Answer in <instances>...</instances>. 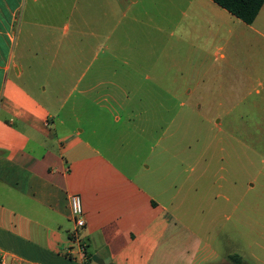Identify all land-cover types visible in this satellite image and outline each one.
<instances>
[{"label": "rangeland", "instance_id": "1", "mask_svg": "<svg viewBox=\"0 0 264 264\" xmlns=\"http://www.w3.org/2000/svg\"><path fill=\"white\" fill-rule=\"evenodd\" d=\"M183 2L38 0L30 16L57 36L65 27L70 38L128 30L148 44L153 34L189 30ZM251 45L239 44L236 63H177L181 72L162 78L153 63H77L71 50L70 63H33L26 83L57 133L74 128L93 143L117 144L119 155L107 154L132 176L146 167L148 179L137 182L162 192L217 253L206 263L231 264L227 257L237 255L264 264V48L254 53ZM218 66L222 73L212 75ZM91 80L94 90L81 95Z\"/></svg>", "mask_w": 264, "mask_h": 264}, {"label": "crops", "instance_id": "2", "mask_svg": "<svg viewBox=\"0 0 264 264\" xmlns=\"http://www.w3.org/2000/svg\"><path fill=\"white\" fill-rule=\"evenodd\" d=\"M37 2L0 0V259L6 264H208L217 253L163 202L162 192L137 182L148 179L149 170L126 172L107 154L119 155L113 142L93 143L74 128L57 133L34 83L32 89L26 82L33 63H70L71 50L77 63H153L161 78L177 73V63H236L232 58H238L241 42L252 43L254 53L264 48V3L247 25L211 0H185L181 22L189 30L153 34L143 44L145 37L128 30H78L70 38L65 27L57 36L30 16ZM218 67L212 75L222 73ZM96 83L91 80L81 95ZM70 195L81 200L85 225L78 232L86 261L66 256L75 229Z\"/></svg>", "mask_w": 264, "mask_h": 264}, {"label": "trees", "instance_id": "3", "mask_svg": "<svg viewBox=\"0 0 264 264\" xmlns=\"http://www.w3.org/2000/svg\"><path fill=\"white\" fill-rule=\"evenodd\" d=\"M219 7L223 8L235 18L250 25L259 10L261 9L264 0H211ZM231 264H243L242 259L237 255L227 257Z\"/></svg>", "mask_w": 264, "mask_h": 264}, {"label": "built area", "instance_id": "4", "mask_svg": "<svg viewBox=\"0 0 264 264\" xmlns=\"http://www.w3.org/2000/svg\"><path fill=\"white\" fill-rule=\"evenodd\" d=\"M72 198H78L79 204L81 206V200H80V197L78 195H70L68 202H70L72 200ZM69 211H70V218L74 224L75 229L69 235L70 246L66 250V256L69 258L78 257L82 261L83 260L86 261V253H85L86 245L83 242V240L81 239L79 232H78L85 225L84 219H83V212L81 211L78 214H74L70 210V208H69ZM0 264H6V263H5V261L0 259Z\"/></svg>", "mask_w": 264, "mask_h": 264}, {"label": "clouds", "instance_id": "5", "mask_svg": "<svg viewBox=\"0 0 264 264\" xmlns=\"http://www.w3.org/2000/svg\"><path fill=\"white\" fill-rule=\"evenodd\" d=\"M69 208L74 214H78L82 211V207L79 204L78 198H72V200L69 202Z\"/></svg>", "mask_w": 264, "mask_h": 264}]
</instances>
